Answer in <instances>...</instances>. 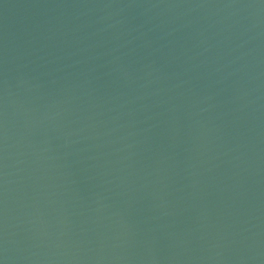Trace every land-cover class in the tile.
Here are the masks:
<instances>
[{
	"label": "water",
	"instance_id": "water-1",
	"mask_svg": "<svg viewBox=\"0 0 264 264\" xmlns=\"http://www.w3.org/2000/svg\"><path fill=\"white\" fill-rule=\"evenodd\" d=\"M0 264H264V0H0Z\"/></svg>",
	"mask_w": 264,
	"mask_h": 264
}]
</instances>
